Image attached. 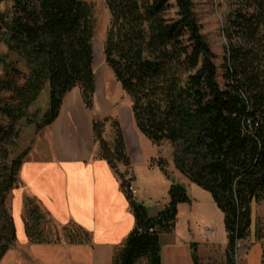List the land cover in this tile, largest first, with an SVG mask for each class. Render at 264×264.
I'll use <instances>...</instances> for the list:
<instances>
[{
  "label": "trees",
  "instance_id": "16d2710c",
  "mask_svg": "<svg viewBox=\"0 0 264 264\" xmlns=\"http://www.w3.org/2000/svg\"><path fill=\"white\" fill-rule=\"evenodd\" d=\"M106 3L111 25L104 60L130 98L136 129L158 147L182 144L181 153L173 155L175 169L210 193L224 216L226 264H237L238 245L253 234V208L264 203V0H227L223 28L227 44L221 68L192 0ZM0 29L9 53L24 59L30 71L18 86L20 71L2 61L5 78L0 79V94H11L0 103V114L9 120L3 125L0 119V154L6 156V146L19 139L17 126L46 86L49 109L37 123L38 131L56 121L74 88L81 90L86 108L94 112L93 12L83 0H13L10 17L0 15ZM109 124L112 142L105 138ZM93 132L94 159L106 161L118 176L136 220L112 264H136L143 259L163 264L160 239L174 233L179 205L191 201L186 187L172 181L169 203L151 217L128 192L132 180L119 171V166L131 164L120 120L94 114ZM28 154L29 150L0 165L1 207L19 187ZM156 163L172 179L167 161L160 158ZM6 216L0 219V261L17 240L14 220ZM24 226L34 244L62 238L70 244L91 242L90 233L80 227L52 232L53 221L32 198L25 200ZM254 239L263 245L264 264V227L259 222ZM198 259L194 256L195 264Z\"/></svg>",
  "mask_w": 264,
  "mask_h": 264
},
{
  "label": "crops",
  "instance_id": "0c3cea01",
  "mask_svg": "<svg viewBox=\"0 0 264 264\" xmlns=\"http://www.w3.org/2000/svg\"><path fill=\"white\" fill-rule=\"evenodd\" d=\"M114 106L106 86L96 77L94 112L86 108L81 90L74 88L65 97L56 121L36 133L20 169L19 187L12 195V218L17 240L4 254L0 264L113 263L136 225L118 176L106 161L94 159V114L101 119L111 117L116 109ZM117 110L131 160L129 167L121 165L119 171L135 185L136 163H142L147 172L157 168L156 160L159 158L154 157L157 153L154 147H160L138 132L128 108L117 107ZM171 162L168 161L170 167ZM172 173L176 177L180 174L176 169ZM26 198L37 201L54 227H80L90 233L91 242L70 244L61 237L60 242L31 243L24 226ZM135 200L144 205L137 196ZM165 205L158 206V211L154 215L149 212V215L156 216ZM254 212L255 208L252 213L253 234L248 243L254 240ZM262 256L263 245L256 243L247 252L245 263L262 264ZM136 264L148 262L143 259Z\"/></svg>",
  "mask_w": 264,
  "mask_h": 264
},
{
  "label": "rangeland",
  "instance_id": "374dc122",
  "mask_svg": "<svg viewBox=\"0 0 264 264\" xmlns=\"http://www.w3.org/2000/svg\"><path fill=\"white\" fill-rule=\"evenodd\" d=\"M83 1L92 8L93 12V47L96 77L101 84L106 86L108 97L115 104L114 107L116 109H114V113L111 116L120 120L117 107L128 108L131 111V101L123 92L113 72L105 64L104 60L103 50L111 25V14L106 0ZM192 2L196 17L202 27V33L216 56L217 66L221 68L224 63L227 44L223 33L228 14L227 0H192ZM12 6L13 0H0V15L10 17ZM2 30L0 29V79L5 78V66L2 63L5 60L13 63L14 67L20 71L21 74L17 78V85L22 86L26 82L30 71L24 59L17 54L9 53L3 39ZM220 73H222V70H220ZM10 97V93L2 92L0 94V103L1 101L9 100ZM49 100L50 90L46 86L41 96L28 110L26 120L21 121L17 126L20 130L19 139L14 145L6 146L7 160V155L4 156V153H2L3 156H1L0 154V165L10 164L24 152L30 150L38 132L36 125L42 115L48 111ZM0 119H2L3 125L9 124V120L2 117L1 114ZM28 121H32V124H29ZM125 130L127 131L126 126ZM105 138L111 142L114 139L110 124L106 128ZM154 150H157L154 157L165 159L167 164L168 161H172V166L170 167L168 164L167 169L172 179H168L158 167H153L150 172H147L144 165L137 162L134 168L137 177V184L134 185L138 190L137 198L143 200L144 206L154 215L158 211V206L169 202V189L172 181H174L186 187L191 200L179 205L178 221L174 233L163 235L160 239L163 264H195L194 256L196 255L199 258V264H226L227 233L222 212L217 208L209 192L191 183L185 176L177 174L178 178L172 173V171H175L173 155L181 153L182 144L178 143L175 146H171L167 143L161 145L160 149L154 147ZM13 192L14 190L7 195L5 205L3 207L0 206V219L6 215L12 217ZM254 208L255 224L259 222L264 227V203L254 206ZM3 225H5L4 222H2ZM57 230L60 232L61 228L54 226L51 228L52 232ZM211 231L215 233H211ZM209 233L211 234L209 235ZM256 243L254 239L249 243L241 242L238 245L237 264H246L245 256Z\"/></svg>",
  "mask_w": 264,
  "mask_h": 264
},
{
  "label": "built area",
  "instance_id": "2783aa9c",
  "mask_svg": "<svg viewBox=\"0 0 264 264\" xmlns=\"http://www.w3.org/2000/svg\"><path fill=\"white\" fill-rule=\"evenodd\" d=\"M128 192L131 194V196H132L133 198H135V197L137 196V194H138V190L134 187V185H133L132 182L130 183V185H129V187H128ZM211 233H215V232H212V231H211ZM211 233H209V235H210Z\"/></svg>",
  "mask_w": 264,
  "mask_h": 264
}]
</instances>
